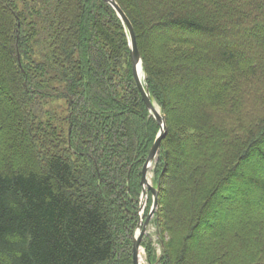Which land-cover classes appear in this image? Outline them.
<instances>
[{"label":"trees","instance_id":"16d2710c","mask_svg":"<svg viewBox=\"0 0 264 264\" xmlns=\"http://www.w3.org/2000/svg\"><path fill=\"white\" fill-rule=\"evenodd\" d=\"M116 1L168 126L147 264H264V0ZM159 131L111 4L0 0V264H133Z\"/></svg>","mask_w":264,"mask_h":264},{"label":"water","instance_id":"95a60500","mask_svg":"<svg viewBox=\"0 0 264 264\" xmlns=\"http://www.w3.org/2000/svg\"><path fill=\"white\" fill-rule=\"evenodd\" d=\"M105 1H107L109 4H111L114 7V9L117 11L118 15L120 16V18L122 19L126 28L129 31L131 59L133 64L134 76L146 105L151 110V113L154 115L157 122L160 124V131L151 148L148 158L143 166L142 179H141L143 185V192L141 196V211L145 210L146 198L148 197L149 191L153 193V204L146 218L145 219L141 218V221L139 223V229L137 230L136 235L134 236L133 239V264H143L142 255H141L142 241L144 239L145 233L147 232V228L153 216L155 215L159 205V200H158L159 188L155 187L150 180V169L158 157L161 148V143L166 135L168 126L165 115L161 112L160 107L152 100L149 88L145 82L146 75L144 74V77L142 76L141 70H143V59L141 56V52L139 50L135 29L131 20L129 19L125 11L121 8V6L118 4L116 0H105Z\"/></svg>","mask_w":264,"mask_h":264},{"label":"rangeland","instance_id":"374dc122","mask_svg":"<svg viewBox=\"0 0 264 264\" xmlns=\"http://www.w3.org/2000/svg\"><path fill=\"white\" fill-rule=\"evenodd\" d=\"M144 76V74H143ZM160 152V151H159ZM154 168H155V164L152 165L151 169H150V180L151 182L153 183L154 185ZM148 198H149V193H148V197L146 198V207H145V210L146 208L148 207ZM145 210L144 211H141L140 213V221H141V218L142 219H145L147 215H145ZM140 223V222H139ZM139 229V227H138ZM137 229V230H138ZM156 226H155V223H154V216L147 228V232L145 233V236H144V239L142 241V245H141V255H142V263L143 264H147V258H146V246L148 243H152L153 242V246L155 247V249H157L158 251L160 250V245L158 243V235L156 234ZM137 232V231H136ZM136 235V233H135ZM134 235V236H135Z\"/></svg>","mask_w":264,"mask_h":264},{"label":"bare ground","instance_id":"6f19581e","mask_svg":"<svg viewBox=\"0 0 264 264\" xmlns=\"http://www.w3.org/2000/svg\"><path fill=\"white\" fill-rule=\"evenodd\" d=\"M142 76H143V70H141ZM144 77V76H143Z\"/></svg>","mask_w":264,"mask_h":264}]
</instances>
